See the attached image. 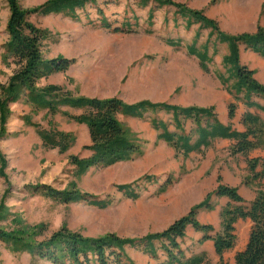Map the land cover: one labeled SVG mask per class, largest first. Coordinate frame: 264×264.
Returning <instances> with one entry per match:
<instances>
[{"label":"rangeland","instance_id":"obj_1","mask_svg":"<svg viewBox=\"0 0 264 264\" xmlns=\"http://www.w3.org/2000/svg\"><path fill=\"white\" fill-rule=\"evenodd\" d=\"M44 1L19 0V3L24 8H32ZM173 1L203 11L206 16L217 22L221 30L229 34L252 33L258 25L264 27V0L262 2H258L259 0ZM97 8L102 9L105 17L112 23V27L119 26L125 19L133 22L132 15H136L139 29L116 31L112 28H104L100 25ZM150 8H154L152 32L145 33L142 28L146 26V16ZM174 11L173 6L155 7L151 2L141 6L136 0L108 2L97 0L84 10L78 11V20L61 13L30 14L28 18L46 32L41 40L42 56L74 59L66 71L52 73L45 79H40L38 85L52 83L60 85L73 95L100 98L116 96L128 103L148 99L152 102H166L179 106H188V104L200 107L212 106L210 105L212 82L218 71L223 72L220 60L223 53L227 52V47L225 44H217L213 61L208 63L207 71L203 70L197 58L189 55L185 48V45L192 41L198 24L193 23L187 27L185 20ZM249 12H255V17L257 15L256 21L254 18L255 24H248ZM8 14L6 0H0V83H5L16 67L11 62V58L9 65L3 59ZM253 25L256 26L251 31ZM208 31L209 29L206 28L200 30L197 45L206 40ZM168 37L181 39V44L179 46L166 44L165 39ZM213 38L214 36L210 39L211 43ZM211 52L210 45L209 53ZM244 56H247L246 60ZM240 60L246 61L248 66L254 69V77L264 84V61L257 56L255 58L248 56L246 50L242 49ZM217 83L220 86L218 81ZM218 90L225 89L218 87ZM258 100L264 103V100ZM26 104L28 103L24 102L23 97L9 104L11 114L7 118L6 128L15 125L16 119L22 113L30 116L44 128L54 125L58 129H65L72 123V119L62 112L51 114L43 109L34 111ZM212 107L214 110V106ZM67 112L70 113V110ZM47 114L50 118L46 117ZM151 117L164 120L169 130H174L171 114L164 111H147L142 118L118 115L128 135L140 144L142 154L137 160L123 161L110 166L90 167L77 178L73 177L74 165L69 162L68 156L89 155L84 148H80L81 144L89 142L86 129L80 125H74V130L71 131L75 135L74 143L77 140V145L80 147L73 146V143L64 153L33 144L28 137L19 140L18 135H15L12 136L14 139L0 140V148L7 159L5 168L7 177L5 179L0 176V201L3 198V203L7 207V218L0 221V227L14 229L21 225L42 223L43 228L35 237L38 241L47 238L62 225L88 237L112 232L120 237L138 238L166 228L173 220L185 215L193 205L202 201L220 182L224 184L238 182L237 189L243 197L244 205L249 203L258 189H264V176L259 180L251 179L247 161L263 153L264 149L261 146L243 155L232 153L230 145L212 147L211 143L200 151L183 155L166 141L157 139V132L150 125ZM235 125L241 128L240 124ZM193 126L191 120L184 122L186 131ZM23 140L30 141L26 152H23V148L21 146L19 148L18 145ZM136 162L152 166L141 169L142 171L136 174L134 173ZM12 165H20L21 168L17 170L15 167L12 168ZM220 169L222 175L219 174ZM214 171L218 173L216 179L209 183ZM146 175L152 178L149 181L145 180ZM72 179L83 191L99 197H111L110 204L98 208L84 202L61 203L41 195L28 186L46 183L62 189ZM180 179L182 182L179 184ZM168 180L170 184L163 192L158 193L159 185ZM132 181H135L132 187L139 192L136 199L122 196V193L115 188L116 184ZM175 181L178 183L177 186H173ZM172 186L175 188L170 192ZM227 201L228 199L218 198L213 194L210 196L213 209L217 206L220 208L219 212ZM214 216L212 234L221 230L219 214ZM196 217L202 221L200 214L197 213ZM249 226L246 220H237L234 223L235 245L223 254L227 264H233L234 252L244 247ZM189 236L185 234L181 241L185 252L188 255L204 252L208 264H217L218 258L211 256L208 251H199L200 244L197 241L191 242ZM125 251L135 264H161L165 259L161 251L158 258L154 259L144 254L138 246H126ZM0 264L54 263L34 257L25 251H12L0 240Z\"/></svg>","mask_w":264,"mask_h":264},{"label":"trees","instance_id":"obj_2","mask_svg":"<svg viewBox=\"0 0 264 264\" xmlns=\"http://www.w3.org/2000/svg\"><path fill=\"white\" fill-rule=\"evenodd\" d=\"M97 0H45L43 3L24 8L19 0H6L9 10L5 24L7 39L3 43L7 65L11 62L16 66L5 83H0V139L7 134L6 121L11 114L9 104L21 97L32 106V110L46 109L53 114L62 112L77 123L87 126L90 143L83 148L89 151L86 157L70 154L69 162L74 165L73 177L77 178L90 167L110 166L116 162L133 160L142 154L140 144L131 138L123 127L118 115L142 118L147 111H164L171 114L174 130H169L168 124L157 117H151L150 125L157 132V139L169 143L176 151L187 155L192 151H200L209 146L215 137H225L234 140L231 152L247 155L249 151L261 146L264 149V123L258 114L246 111L242 116L245 129L238 131L231 123L223 125L216 118L213 107L196 105L179 106L166 102H152L142 99L128 103L116 96L100 98L97 96L73 95L60 85H38V81L55 72H64L73 63V58L62 56L44 58L41 53V40L45 36L44 29L33 23L28 16L33 13H61L71 19L78 20V11L84 10ZM105 2L113 0H104ZM141 6L149 2L155 7L173 6L175 13L185 20L188 27L197 23V30L191 42L185 45L186 52L198 59L200 67L207 71L208 63L217 52V44H226L227 52L221 58L223 72H217L222 85L235 100H242L247 107H253L264 112V84L254 77V70L240 62V51L250 50L264 58V27L258 25L252 33L243 32L229 34L221 30L217 22L206 16L203 11L186 6L173 0H136ZM100 25L116 31L138 30L137 16L132 15L133 22L125 19L119 26L112 23L103 14L101 8L96 9ZM154 8H150L146 16V26L143 32L151 33ZM209 29L206 40L197 45L201 29ZM214 36L213 42L210 39ZM165 43L179 46L181 39L166 38ZM210 45L212 52L209 53ZM61 106L81 109L79 114H71L61 110ZM236 103L228 104V117L235 114ZM28 125H32L42 141V146L56 148L58 152H66L75 141V135L69 131L58 129L54 125L44 128L31 120L30 116L22 115ZM191 120L194 125L189 131L184 128V122ZM51 123V122H50ZM248 161V171L251 179L259 180L264 176V155L251 157ZM7 159L0 149V176L6 179L5 168ZM259 168V169H258ZM150 180V175L144 176ZM132 182L116 184L115 188L122 196L136 199L139 192L132 187ZM170 184L165 181L159 185L157 192H163ZM43 196L61 203L84 202L98 208H104L111 202V197H99L76 186L72 179L62 189L46 183L28 185ZM7 192V190H6ZM5 192V193H6ZM5 193L3 195H5ZM211 194L224 196L228 199L220 211L221 230L214 231L211 224L202 223L197 219L200 209H213L210 202ZM3 198L0 201V221L7 218ZM238 219H249L250 226L244 247L234 253V264H264V189L255 192L247 205L237 187L218 183L216 188L207 193L205 198L193 205L183 216L173 220L161 231L147 233L142 237H120L109 232L96 237H88L76 231H71L65 225L52 232L43 240L35 237L41 232L43 224L21 225L14 229L0 227V240L5 242L12 251H25L39 259L48 260L54 264H135L126 253V246H138L140 250L157 259L159 251L165 256L161 264H208L204 252L187 254L181 245L188 225L202 232L198 243L211 239L218 264H227L223 253L235 245L236 235L234 223Z\"/></svg>","mask_w":264,"mask_h":264},{"label":"crops","instance_id":"obj_3","mask_svg":"<svg viewBox=\"0 0 264 264\" xmlns=\"http://www.w3.org/2000/svg\"><path fill=\"white\" fill-rule=\"evenodd\" d=\"M258 2H262V0L260 1H258ZM259 5V4H258ZM258 9V8H257ZM256 12V11H255ZM255 12H252V13H250V15H249V17H250V19H249V22H248V24H250V25H252L253 23H254V18H255V21H256V19H257V15H256V17H255ZM254 13V16L252 17V14ZM248 17V18H249ZM255 24V23H254ZM256 26V25H255ZM255 26L253 25V29H251V31H253L254 30V28H255ZM226 45V44H225ZM246 52H247V54H248V56H253L254 58L257 56V57H259L260 58V60H262V61H264V58L263 57H261V56H259L258 54H256V53H254V52H252V51H250V50H246ZM226 53V52H225ZM225 53H223V54H225ZM215 55V54H214ZM213 55V56H214ZM212 56V57H213ZM223 56V55H222ZM222 56H221V58H222ZM246 58H247V56H244V60H246ZM240 59H241V51H240ZM198 60V59H197ZM212 61H213V58H212ZM220 62H221V60H220ZM240 62L242 63V64H245L247 67H249L250 69H253L252 67H250V66H248V63L246 62V61H241L240 60ZM254 70V69H253ZM223 71H224V69H223ZM219 72V71H218ZM216 74V73H215ZM214 80H213V82H212V104H210V105H212V106H214V110H213V112L215 113V115H216V118L218 119V121L220 122V123H222L223 125H227L228 123H231V125H232V128H234V129H236V130H238V131H242V130H244L245 129V127H244V125L242 124V116H243V114L246 112V111H249V112H251V113H254V114H258L259 115V117L261 118V120L263 121V123H264V112L263 111H260V110H258V109H255V108H253V107H247L243 102H242V100H235L234 99V97H233V95L232 94H230V93H228V92H226L227 90H226V88L222 85V83L220 82V80H218L219 78L217 77V75L215 76L214 75ZM42 79H45V78H42ZM217 81L219 82V84H220V86H218V83H217ZM218 87H220L221 89L222 88H224L225 90H223V91H221V90H218L217 91V88ZM256 100L258 101V102H260V103H262L261 101H259L257 98H256ZM230 102H235L236 103V109H235V114H234V117L232 118V119H230L229 117H228V104L230 103ZM262 104H264V103H262ZM26 105H28V106H31L30 104H26ZM189 105V104H188ZM28 106H26V107H28ZM185 106V105H184ZM208 106V105H207ZM32 107V106H31ZM30 107V108H31ZM29 108V107H28ZM61 110H64V111H69L70 110V113H73V114H79L80 112H81V109H77V108H73V107H69V106H62V108H60ZM45 112L47 111L46 109H43ZM71 110H73V112L71 111ZM24 113H22L21 114V116L19 117V118H17L16 119V123H15V125H12V126H8L7 127V134L3 137V138H1L0 140H3V139H9V138H13L14 139V137H12V136H15V135H18V139L19 140H21L22 138L23 139H27V137L30 139V141H31V143H35V144H37V145H39V146H42V141H41V139L39 138V136L37 135V133H36V130H35V128L32 126V125H28V124H26L25 122H24V120L22 119V115H23ZM53 116H55V115H53ZM46 117H48V118H50V115H46ZM31 120L33 121V119L31 118ZM35 122V121H34ZM72 123H71V125L69 126V127H67V128H60V130H63V131H69V132H71V131H73L74 130V125H80V126H82L83 128H85L86 129V131H87V134H88V129H87V126L85 125V124H83V123H77V122H75V121H71ZM235 124H240L241 125V128H239V126H236ZM88 139H89V142H85V143H83V144H81V147H80V145H77V140H76V142L74 143V145L73 146H76V147H80L81 149L83 148V146L84 145H87V144H89L90 143V138H89V134H88V137H87ZM87 139V140H88ZM30 141L28 142L27 140H23V142L21 143V142H19V148H20V146L23 148V152H26L27 150H28V148H29V146H30ZM212 147H214V146H218V145H232V143H234V140H232V139H230V138H225V137H215V138H213L212 139ZM16 143H15V145H17ZM72 146V147H73ZM44 148V147H43ZM71 148V147H70ZM1 149V148H0ZM51 150H57L56 148H53V149H51ZM88 153H89V151L87 150V149H85ZM58 151V150H57ZM13 152H11V154H12ZM87 153V154H88ZM249 153V152H248ZM86 154V155H87ZM264 155V151H263V153H261V154H259V155H256V156H263ZM256 156H253V157H256ZM134 160H137V158L136 159H134ZM127 161H132V160H127ZM121 162H123V161H120V162H116V163H114V164H112V165H115V164H118V163H121ZM150 166H152V165H141V164H137V162L134 164V169H135V172L134 173H136V174H139L142 170L141 169H147V168H149ZM16 168L17 170H19L20 168H21V166L20 165H12V168ZM218 168L216 167L215 168V170H217ZM217 171H214V172H212V177L210 178V181H209V183H212V181L214 182L215 181V179H216V176H217ZM220 175H222V171H221V169H220V173H219ZM177 181V180H176ZM174 182L173 183V186H177L178 185V183L180 184L182 181H181V179L180 180H178V183L177 182ZM225 184H228V185H231V186H235V187H238L239 186V184H238V182H236V183H234V182H231V183H225ZM172 186V188L170 187V192L175 188V187H173ZM241 195V194H240ZM218 198H222V199H225L226 197H224V196H217ZM227 199V198H226ZM219 210H220V208L219 207H217V206H215L214 207V209H212V210H205V209H201L199 212H198V215L200 214V217L202 218L201 220L203 221H200V222H202V223H208V224H211L212 225V223L214 224V215H218L219 214V218H220V212H219ZM216 218H217V220H218V216H216ZM199 220V219H198ZM238 220H243V219H238ZM244 220H246L249 224H250V221H249V219H244ZM213 226V225H212ZM221 226V225H220ZM185 234H186V236L189 234L190 236H189V238H190V241L192 242H196L197 241V243H198V240L200 239V237L202 236V232H200V231H196V230H194L190 225H188L187 226V228H186V231H185ZM200 244V250L199 251H201V250H204V251H208L209 253H210V255L211 256H216L217 258H218V260H219V256L216 254V252H215V249H214V244H213V241L211 240V239H206V240H204V241H202V242H200L199 243ZM243 246H244V243H243ZM232 249V248H231ZM230 250V249H229ZM228 251V250H227ZM237 251V250H236ZM235 251V252H236ZM226 252V251H225ZM224 252V253H225ZM234 252V253H235ZM223 253V254H224ZM234 255V254H233ZM218 260H217V264H218ZM233 264H234V260H233Z\"/></svg>","mask_w":264,"mask_h":264}]
</instances>
